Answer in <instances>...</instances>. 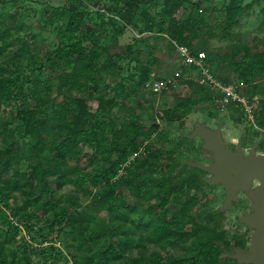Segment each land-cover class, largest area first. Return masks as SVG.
Here are the masks:
<instances>
[{"label": "rangeland", "instance_id": "rangeland-1", "mask_svg": "<svg viewBox=\"0 0 264 264\" xmlns=\"http://www.w3.org/2000/svg\"><path fill=\"white\" fill-rule=\"evenodd\" d=\"M173 1L180 5L174 12L175 18L183 20L188 17L197 21L195 38L189 47L185 45L188 50L191 53L204 51L213 61H207V64L218 80L242 81L237 74L243 68H250L252 56L264 53V17L261 13L264 0ZM124 3L125 0H0V77L15 78L18 86H22L23 94L35 89L43 98L46 97L43 94L45 88L50 85V97H46L41 109L52 120L55 104L62 99L61 96H55L56 88L60 84L58 74L62 71L69 74L77 68L74 56L68 49L71 43L91 30L97 45L93 44V48H99V57L94 63L96 69L91 73L94 80L87 79L80 86L81 91L73 84H68L63 89L64 97H87L91 94L112 96L120 95L119 91L122 90L126 97L125 105L115 107L111 119L124 120L131 114L140 123L156 128V132L141 143L139 153L147 150L159 153L155 160L157 169L147 176L164 180L168 192L167 214L177 217L173 227L179 229L183 226L189 229L188 218L200 222L198 215L203 217L212 213L219 220L224 237L229 242L228 246H224L222 242L214 240L213 243L223 253L233 252L234 247L249 249V238L253 231L241 218L251 213L252 203L244 191H239L238 199L228 209L222 210L225 195L223 187L205 181L203 178L210 176L206 171L192 168L186 163L194 161L210 164L212 154L202 147L203 141L200 137L189 139L187 134L198 123L212 130L220 127L221 137L227 148L235 150L240 144L245 153V150L257 144L256 152L264 153V71L254 65L250 68L251 79L248 83L243 81L244 93L254 110V120L245 116L238 108L231 107L224 113L219 112L211 100L213 90L207 88L200 92L198 104L180 110L178 120L162 122L157 118V113L172 107L176 95L193 96L194 92L197 95L198 90L192 89L194 86L189 90L179 77L166 94L160 95L151 91V80L168 77L181 63L175 44L169 40L166 30H161V24H167L168 15L164 13L167 6L163 0H138L131 11L124 9ZM229 5L239 9L235 16L236 21L226 28L224 21ZM72 10L78 14V23L77 30L70 33L64 27ZM126 13L131 14L137 30L126 24L122 17ZM82 45L86 49L91 47V43L85 39H82ZM140 64L149 66L151 72L149 81L139 88L137 82ZM191 71L184 70L195 80L196 72ZM29 101L30 106H34L35 101L31 98ZM141 101H145V105L139 108ZM21 104V100L17 99L0 102V146H6L11 141L2 128L10 129L16 125L12 121L11 113ZM94 107L95 103L91 102L90 108ZM13 143L18 162L15 168L20 174L28 176L30 167L39 159H27L30 147L28 138L15 137ZM94 148L86 146L83 149L80 158L83 172H91L93 166L99 164L100 157L106 156V150L96 152ZM91 156L95 160L93 165H89L86 160ZM131 161L132 157L129 156L120 167L119 176H125V168ZM6 181L5 174H0V182ZM257 184L258 180L253 183V187ZM101 186L102 184L95 186L91 180L85 181L83 187L66 184L57 192V196H61V204L68 210L72 211L73 206L81 210L94 191ZM122 190L124 199L132 206L145 204L147 201L152 207L150 214H145L143 209L131 214L135 225L150 217H156V189L148 192L142 201L131 196L124 187ZM17 198L14 204L20 206L24 197L17 195ZM66 198L69 200H65ZM185 203L187 216L182 217L180 209ZM29 223L33 224L30 237L26 229L21 228L11 242L5 241L4 233L1 232L5 228L0 225V264L8 263L13 252L16 253L17 260L20 258L18 264L22 263L24 252L31 258L30 264H73L69 250L75 252L77 261L88 254L65 235L63 231L66 228L59 231L61 225L55 227L54 233L48 237L51 238L49 241L40 244L38 235L47 234L48 226L44 220L32 219ZM146 233L144 230H136V243L123 252L120 263L136 264L139 257L159 249L146 240ZM113 240L115 242L116 239ZM188 246L190 241L177 244L173 251L182 257L192 256L193 253L185 252ZM42 250L45 252L41 253ZM234 263L245 264L238 260H234Z\"/></svg>", "mask_w": 264, "mask_h": 264}, {"label": "trees", "instance_id": "trees-1", "mask_svg": "<svg viewBox=\"0 0 264 264\" xmlns=\"http://www.w3.org/2000/svg\"><path fill=\"white\" fill-rule=\"evenodd\" d=\"M137 1L125 0L124 9L132 11ZM163 2L167 6L164 13L168 15V20L167 24H161V30H166L173 44L189 47L196 35L197 21L188 17L183 20L175 18L174 12L180 6L178 2L173 0H163ZM238 9L234 5L226 8L224 21L226 28L236 21ZM261 13L264 17V7L261 8ZM77 16L78 14L72 10L65 24V30L70 33L77 30ZM122 17L128 26L137 30L131 14L126 13ZM116 32L119 33L118 30ZM92 34V31L88 30L86 34H82V38L71 43L68 49L74 56V64L77 68L69 74L65 71L58 74L60 84L56 88L55 96L59 98L61 96L62 99L55 104L52 120L41 109L46 97H50V85L45 88L43 94L46 97L43 98L35 89L23 94V88L21 85L18 86L15 78L0 77V102L17 99L22 103L11 113L12 121L16 122V125L10 129L2 128L5 135L11 139L6 146H0V174H5L7 180L0 182V225L5 228L1 229L5 241H13L21 228L26 229L30 237L33 233V224L29 222L32 219L44 220L48 226V233L38 235L40 244L49 241L51 239L48 238L49 235L54 233L56 226L61 225L59 231L66 228L63 231L65 235L88 253L77 261L75 252L69 250L68 254L73 259V264H116V262L126 264L120 263L123 252L136 243L134 235L136 230L140 229L147 232L146 240L159 249L151 250L147 256L139 257L136 264H237L234 263V259H227L223 251L213 243L217 239L224 246L229 245L219 220L215 219L212 213L203 217L198 215L197 218L199 220L201 218L200 222L188 218L189 229L183 226L179 229L173 227L177 217L167 214L168 192L164 180L147 176L157 169L155 160L159 153L150 150L139 153L141 143L150 138L156 132V128L150 124L140 123L131 114L124 120L111 119L113 109L125 105L126 97L122 94V90L119 91L120 95L112 96L91 94L87 97H64L63 89L68 84H73L81 91L80 86L87 79L94 80L91 73L96 69L94 63L99 57V48H93L96 42ZM82 39L91 43L89 49L83 47ZM28 56L32 58V55L28 54ZM251 60L250 68L256 65L264 71V53H256ZM206 61L213 62L207 55ZM250 68H243L237 74L245 83L251 79ZM150 72L149 66L140 64L137 87L140 88L149 81ZM220 81L226 83L230 80ZM183 83L189 90L194 86L192 89L198 90L197 95L196 92L193 96L176 95L172 107L157 113L156 116L160 121L170 123L178 120L180 110L198 104L200 92L207 89L206 86L188 80H183ZM29 98L35 101L34 106H30ZM91 102L95 103L94 108H90ZM144 105L145 101H141L138 107ZM231 107L236 108L234 106L229 108ZM15 137L28 138L30 141L28 160L36 157L39 159L30 167L28 176L20 174L15 168L18 163L17 154L13 151ZM86 146L95 147L96 152L106 150V156L100 157L99 164L93 166L91 172H83L80 167V158ZM129 156L132 157V161L125 168V176H119L118 171ZM86 160L89 165L95 162L92 156ZM88 180H91L95 186L98 184L102 186L94 191L93 196L81 210L73 206L70 211L61 204L63 200L60 195L57 196V192L63 186L73 184L75 187H83ZM123 187L140 201L148 192L156 189L158 196L156 217H150L135 225L131 220V214L137 213L139 209H143L145 214H150L152 207L147 201L145 204L132 206L123 197ZM17 195L24 197L20 206L14 204L18 200ZM187 211L185 203L180 209V215L187 216ZM113 239H116L115 242ZM187 241H190V246L185 252L193 253L192 256L182 257L174 253L177 244ZM49 247L54 249L52 245ZM30 259L24 252L20 264H30ZM18 260L16 253L13 252L11 260L4 264H18Z\"/></svg>", "mask_w": 264, "mask_h": 264}, {"label": "water", "instance_id": "water-1", "mask_svg": "<svg viewBox=\"0 0 264 264\" xmlns=\"http://www.w3.org/2000/svg\"><path fill=\"white\" fill-rule=\"evenodd\" d=\"M189 139L200 137L202 147L212 154L210 164L186 161L188 166L206 171L210 176L203 179L221 185L224 189L222 210L228 209L238 199L239 191H244L252 203L251 213L241 218L253 231L249 238V249L234 247L233 252H224L227 259L238 260L245 264H264V153L256 152L257 144L247 150L238 144L232 150L225 146L220 127L207 128L204 124H195ZM258 180L257 186L253 183Z\"/></svg>", "mask_w": 264, "mask_h": 264}, {"label": "built area", "instance_id": "built-area-1", "mask_svg": "<svg viewBox=\"0 0 264 264\" xmlns=\"http://www.w3.org/2000/svg\"><path fill=\"white\" fill-rule=\"evenodd\" d=\"M174 44L181 63L168 77H163L160 80L159 78L153 79L149 82L153 93L162 95L169 92V89L176 84L177 78L181 77L183 80L194 81L213 90L211 100L219 112L224 113L230 106H234L240 109L245 116L254 120V110L244 93L243 81H227L225 83L218 80L207 64L204 51H196L192 54L185 45ZM184 70L196 72L195 80Z\"/></svg>", "mask_w": 264, "mask_h": 264}]
</instances>
